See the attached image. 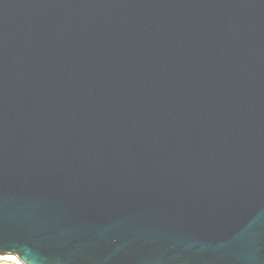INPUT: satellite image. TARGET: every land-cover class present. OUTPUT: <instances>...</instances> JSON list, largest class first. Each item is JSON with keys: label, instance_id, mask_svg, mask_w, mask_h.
<instances>
[{"label": "water", "instance_id": "1", "mask_svg": "<svg viewBox=\"0 0 264 264\" xmlns=\"http://www.w3.org/2000/svg\"><path fill=\"white\" fill-rule=\"evenodd\" d=\"M0 255L264 264V0H0Z\"/></svg>", "mask_w": 264, "mask_h": 264}, {"label": "rangeland", "instance_id": "2", "mask_svg": "<svg viewBox=\"0 0 264 264\" xmlns=\"http://www.w3.org/2000/svg\"><path fill=\"white\" fill-rule=\"evenodd\" d=\"M5 257H9L8 255H0V258H5ZM0 264H15L13 263L11 260H7V259H1L0 260Z\"/></svg>", "mask_w": 264, "mask_h": 264}, {"label": "built area", "instance_id": "3", "mask_svg": "<svg viewBox=\"0 0 264 264\" xmlns=\"http://www.w3.org/2000/svg\"><path fill=\"white\" fill-rule=\"evenodd\" d=\"M10 258H12V262L15 264H22L15 256H9Z\"/></svg>", "mask_w": 264, "mask_h": 264}, {"label": "bare ground", "instance_id": "4", "mask_svg": "<svg viewBox=\"0 0 264 264\" xmlns=\"http://www.w3.org/2000/svg\"><path fill=\"white\" fill-rule=\"evenodd\" d=\"M3 260V259H7V260H12V258H10V257H5V258H0V260Z\"/></svg>", "mask_w": 264, "mask_h": 264}]
</instances>
